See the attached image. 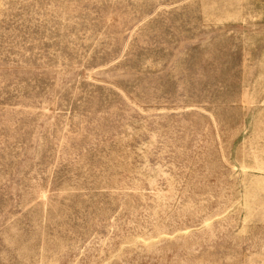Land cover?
Instances as JSON below:
<instances>
[{
    "label": "rangeland",
    "instance_id": "obj_1",
    "mask_svg": "<svg viewBox=\"0 0 264 264\" xmlns=\"http://www.w3.org/2000/svg\"><path fill=\"white\" fill-rule=\"evenodd\" d=\"M0 264H264V0H0Z\"/></svg>",
    "mask_w": 264,
    "mask_h": 264
}]
</instances>
